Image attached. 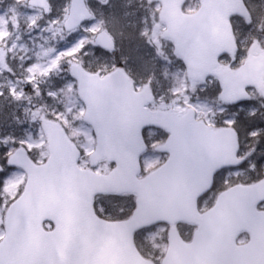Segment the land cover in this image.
<instances>
[{"label":"water","instance_id":"1","mask_svg":"<svg viewBox=\"0 0 264 264\" xmlns=\"http://www.w3.org/2000/svg\"><path fill=\"white\" fill-rule=\"evenodd\" d=\"M162 1L166 35L175 40L176 50L193 80L217 74L223 99L229 102L245 99L246 86L264 89V53L253 55L256 44L240 69L215 71L219 55H234L236 51L230 16L250 17L243 0H201L200 10L193 15L183 13L185 0ZM30 3L46 12L50 10L48 0ZM91 17L86 0H72L65 27L72 31ZM158 30L155 27V32ZM96 41L115 50L114 40L106 31L100 32ZM72 71L87 105V119L98 135L91 161L97 164L103 158L116 160L117 168L109 174L80 170L77 153L60 124L46 122L44 127L54 146L49 165L64 160V165L54 166V184L59 186L51 189L49 182L48 188L36 190L41 174L37 168H30L26 193L8 212V233L0 244V264H154L140 254L134 233L162 221L173 225L163 264H264V211L257 209L264 200V179L254 185L233 186L203 214L197 208L199 196L212 186L216 171L243 161L237 159L236 131H212L194 120L193 110L184 116L172 110L149 112L145 104L153 99L150 87L135 92L122 69L104 78L87 73L76 63ZM148 124H160L171 131L166 148L172 157L140 179V155L146 149L142 130ZM218 146L220 151L224 148L225 158L216 166L209 154ZM99 192L136 193L138 207L134 215L122 222L99 218L93 208V197ZM31 216L38 219L26 225L24 218ZM43 219L55 220L57 228L52 232L43 230ZM179 221L199 225L191 243L184 242L176 227ZM243 230L252 237L249 243L238 245L236 240Z\"/></svg>","mask_w":264,"mask_h":264},{"label":"rangeland","instance_id":"2","mask_svg":"<svg viewBox=\"0 0 264 264\" xmlns=\"http://www.w3.org/2000/svg\"><path fill=\"white\" fill-rule=\"evenodd\" d=\"M13 1L0 0V109L2 110L1 107L5 105L12 107V110H9L11 114L0 117V134L3 133V129H16L24 126V124H27L28 127L37 128L39 131L47 118L59 119L72 131L77 129V122L73 123V119L74 121L77 119L85 120L86 107L83 103V105L79 104L82 100L79 96L76 80L73 78L75 82H67L70 83L67 86L62 77L57 76L59 74L57 69L64 63H69L68 59H71V63L78 62L81 64L90 60L92 65H96V59L99 57L94 55L96 49L91 50L89 46L96 47L94 37L92 38L90 33L97 29L99 31L101 29L107 30L114 37L118 47L123 50L120 55L117 53L119 57L116 54L109 57L110 62L112 61L110 65L98 66L102 70L97 72L103 76L106 70H112L121 64L133 78L137 90H141L148 83L151 84L156 95L154 104L151 106L153 109L175 108L187 111L190 107L195 108L196 106L199 108L198 114L205 118L208 114V108L212 107L211 104L214 102L218 104L216 93L211 92L209 85H199L198 82L190 81L183 61L174 51L173 40L165 35L166 24L160 19L161 2L146 0L150 25L148 28L144 27L143 32H139L138 28L130 24V20L134 17L131 13L134 11L131 3L125 0H117L113 3L115 7L110 13V18H104L102 14H98L94 6L96 5L100 9V6L110 5L115 0H108L104 3L99 0H90L89 6H92L95 12L92 21L82 29L66 33L64 21L67 9L65 10L63 5L68 6L69 0H51L52 17L51 15L45 17L42 10L30 7L28 0ZM196 2V0H189V3H193L192 11L189 12L198 9L199 0ZM249 5L253 8L249 6L251 11H255L257 6L259 12H264V1L262 0L258 2L249 0ZM241 24L250 27L247 34L238 31L240 44L244 49L241 58L244 59L249 54L252 42L258 41L261 49H264V22H258L251 27L250 22L234 21L235 26ZM156 25H160L157 34L153 32ZM88 35L91 36L89 40ZM156 40L157 43H155ZM61 55H70V58ZM161 61L165 64H162ZM228 63L235 66L236 62L234 58H228L225 60V64ZM50 73L55 74V76L53 75L54 77L51 78ZM48 77L51 78L50 82L48 81L49 84H60L62 85L61 88L64 89L61 90L60 95L52 94L54 98L49 100L44 91L49 88L45 86L48 83H43V80ZM25 89H30L33 93L29 95L25 93ZM260 98L264 101L262 94L251 92L250 99L246 104L236 108L235 111H230L229 125L236 124L240 113L242 116L246 115L243 121L247 123L248 128L250 127L246 130L244 127L246 125L240 124L242 154L249 156V162L241 169L230 170L228 176L230 185L237 182H254L264 176V131L261 127L262 124L264 125V104H260V109L252 106V101L255 105V102H259ZM22 107H24L23 112L27 116L22 114L19 117L18 111ZM49 113L52 115L49 116ZM79 127L84 132L82 146L86 155V165L89 166V155L96 145V135L88 123H82ZM41 133L43 132L39 133L37 144L41 150L40 156L44 157L46 150L44 149L45 146L42 145L44 140ZM9 139L4 140V144L7 146L10 143ZM10 146L12 145L9 144L8 148ZM259 160L263 161L261 165L258 164ZM94 169L98 172H108L110 166L105 161ZM2 178H0V190L9 200L16 193V178L13 175ZM166 232L167 228L160 226L144 235L154 243L153 245H157L165 239Z\"/></svg>","mask_w":264,"mask_h":264},{"label":"flooded vegetation","instance_id":"3","mask_svg":"<svg viewBox=\"0 0 264 264\" xmlns=\"http://www.w3.org/2000/svg\"><path fill=\"white\" fill-rule=\"evenodd\" d=\"M15 1L16 0H14L13 2ZM263 18H264V14L257 16L256 21L260 22ZM241 28L246 32V30L249 29L250 27L242 25ZM203 85L206 86L209 85L208 87L211 89V92L213 91L214 93H216L215 96L216 98H218V104L215 102L211 104L212 107L208 108V114L207 117L205 118H203V116L198 114L197 110H199V108H196V106L195 108L190 107L195 110V116H194L195 120L203 121L214 131L229 127L230 125L228 120L230 117L231 107L240 108L242 102L231 104L223 101L221 97L222 88L220 85V81L218 80L217 77L207 79L203 83ZM248 91L249 93L254 92L257 94H262L264 97V92L261 93L259 90H257L254 87H250ZM26 92H28V89H25V93ZM30 92L33 93L32 91ZM153 102H151L148 105V108L150 110H158L159 108L153 109L151 107L154 104ZM9 109L12 110V107H10ZM169 109H175V108H169ZM169 109H162V110H169ZM23 110L24 107L19 109L18 111L19 117H21L22 114L24 116H27L26 113L23 112ZM175 110L184 113L188 112V110L187 111H182L180 109L178 110L175 109ZM9 114H11V112L5 113V115H9ZM244 117L246 118L245 115ZM237 118L239 119L240 117L238 116ZM164 121L166 122L167 120ZM79 122L80 119L78 120V125H81ZM261 127L262 130L264 131L263 124L261 125ZM65 129L71 140H73L74 144L78 148V153H77L78 166L81 167L82 169L89 167L88 165H86L85 162L86 155L84 148L82 146V142H83L82 136H84V132L80 129L79 126L77 127L76 130L72 131V133H69V130H67V128ZM3 130H4L3 133L0 134V176H1L0 178L7 176L11 177L13 175V177L16 178L17 186H16L15 196L10 198L9 200L5 198L3 192L0 190V227L2 231V234L0 235V242L6 235V216L8 209L13 202L18 201L21 198L27 187L29 172H28V167L26 165L29 162H33L37 165L44 164L47 160H49V158L52 155L48 138L46 134L43 132V129L37 131L38 130L37 128L28 127L27 124H24V126L17 127L16 129H8V130L3 129ZM40 132H43L41 133L43 134L41 137L44 140L42 145L45 146L44 149L46 150V154L44 155V157L40 156L41 150L37 144V139ZM73 132L77 133V135H75V133ZM143 134L147 145V149L142 155V164H143V169L145 167L144 174H147L150 171L155 170L156 168L161 167L168 162L171 156V151L169 148H166V146H167V141L170 137V132L164 126L149 125L144 128ZM6 138H10L9 144L12 145L10 146V148H8L9 144L8 146L4 144V140ZM208 140L211 139L209 138ZM223 149L220 151L218 146L215 150H213L209 154L211 156L210 161L213 165L217 166V164L219 165L220 163H222L221 161L225 158V152ZM242 153H243L242 145L240 144L239 156L245 157L246 162H249V156L247 157ZM13 155H15L14 162H12V160L14 159L12 158ZM108 163L110 166V170H112L116 166V163L113 161ZM262 163L263 161L259 160L258 164L261 165ZM229 173H230V167L227 166H222L219 168V170H217V172L213 177V184L211 188L198 198L197 204H198V209L201 213L212 209L216 205L220 195L224 191L229 189V187L231 186L229 184L230 182V179L228 177ZM94 207L96 213L105 219L126 220L133 214L135 208L137 207V202L135 195L131 193H124V194L103 193V194H98L95 197ZM258 208L264 210V202L260 203L258 205ZM161 225L167 228L166 236L163 241L159 242L157 245H153L154 244L153 242L145 238L142 241L143 243L142 246L140 245L141 253L146 258L154 261L156 264H162L163 258L167 252L169 246L168 230L171 227V225L167 223H162L141 230L143 232H150L156 230ZM42 226L45 230H53L56 224L53 220H43ZM179 226H186V227L189 226V228L191 227L192 230L191 238L186 239L187 241H191L193 234L195 230H197L198 226L186 222L179 223ZM249 240H250V234L248 232H242L238 238V242L241 244H245Z\"/></svg>","mask_w":264,"mask_h":264},{"label":"trees","instance_id":"4","mask_svg":"<svg viewBox=\"0 0 264 264\" xmlns=\"http://www.w3.org/2000/svg\"><path fill=\"white\" fill-rule=\"evenodd\" d=\"M119 1V0H118ZM123 1V0H121ZM126 2H129L133 5V12H131L133 14V19L130 20V24L135 26L136 28H138L139 32H143V29L144 27L148 28V26L150 25L149 23V18H148V15H147V4H146V0H125ZM114 2H117V0L115 1H112L110 3V5H107V6H100V9L96 7V5L94 6L96 11L98 12V14H102L103 16L102 17H109L110 18V13L111 11L113 10V8L115 7V5H113ZM63 8L65 9L66 8V4L63 5ZM261 14H264V12H259ZM101 17V15H100ZM141 21V22H140ZM264 22V21H262ZM141 34V33H140ZM92 35V34H91ZM91 38V36L89 35L88 37V40ZM88 44V43H86ZM89 48L91 50H95L96 49V53L94 54L95 56L98 54L97 51H100V53H104V54H108L106 51H103L101 50L100 48H97V47H93L92 45L89 46ZM98 49V50H97ZM70 57V55H69ZM159 61V59H158ZM89 62V63H88ZM112 62V61H111ZM110 62V63H111ZM110 63L108 65H110ZM162 64H165L164 62L161 61ZM85 65H87L89 68L93 69V70H101L102 68L98 67L100 65H92V61L90 60H86V62H84ZM108 71V70H106ZM51 87H50V86ZM47 89H45L44 91L46 92L47 96H49L47 99H53V97H50L51 95L48 94L51 90H57V88H55V85H52V84H46ZM51 111V110H50Z\"/></svg>","mask_w":264,"mask_h":264}]
</instances>
